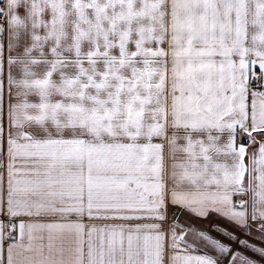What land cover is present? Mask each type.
<instances>
[{"label": "snow or ice", "instance_id": "obj_1", "mask_svg": "<svg viewBox=\"0 0 264 264\" xmlns=\"http://www.w3.org/2000/svg\"><path fill=\"white\" fill-rule=\"evenodd\" d=\"M0 264H264V0H0Z\"/></svg>", "mask_w": 264, "mask_h": 264}]
</instances>
